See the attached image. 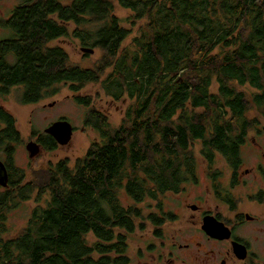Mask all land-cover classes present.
<instances>
[{
  "label": "trees",
  "instance_id": "trees-1",
  "mask_svg": "<svg viewBox=\"0 0 264 264\" xmlns=\"http://www.w3.org/2000/svg\"><path fill=\"white\" fill-rule=\"evenodd\" d=\"M115 4L132 13L131 26L144 23L131 46ZM0 27L11 32L0 43V98L15 89L22 104H37L58 85L79 92L112 70L104 92L133 103L116 129L90 110L86 126L100 140L74 168L60 162L38 169L36 181L13 165V145L23 141L0 105V154L10 177L0 187V264H132L129 237L146 221H173L140 205L181 192L196 174L197 143L210 165L217 154L237 165L257 128L249 104L264 117V0H23ZM57 40H77L103 58L93 69L73 66L52 45ZM237 86L257 93L250 101ZM33 135L46 152L59 146L50 135ZM123 193L133 205L122 204ZM33 198L38 206L13 236L9 215Z\"/></svg>",
  "mask_w": 264,
  "mask_h": 264
},
{
  "label": "rangeland",
  "instance_id": "rangeland-1",
  "mask_svg": "<svg viewBox=\"0 0 264 264\" xmlns=\"http://www.w3.org/2000/svg\"><path fill=\"white\" fill-rule=\"evenodd\" d=\"M22 1L0 0V21L7 20L12 10ZM62 1L65 4L71 2V0ZM114 14L121 20V25L131 31L125 42L126 46H131L134 40L140 36L144 23L141 22L136 26H131L128 21L131 19L132 13L117 4H115ZM10 33L7 29L0 27V43L10 39ZM52 45L61 46L69 54L70 64L83 69L95 68L104 55L98 49H95L94 55H83L81 45L77 40H57ZM111 73L112 70L106 71L102 81ZM102 81L87 84L79 92L72 91L69 85H58L56 86L55 96L48 97L37 104H22L19 100V92L15 89L8 97L0 98V105L10 112L17 121V127L23 142L20 144L14 143L13 145V165L18 169L26 170L27 180L36 181L35 173L38 169H47L60 162H65L70 168H74L76 162L85 158L93 143L100 140L99 134L93 128L86 126L90 110L96 109L102 112L107 117L112 129L119 128L122 125L126 112L133 103L128 100L116 102L109 98L102 88ZM237 87L245 93L250 101L253 93H257L255 89L249 86L245 88ZM77 98L88 100L89 106L81 105ZM51 104H54V106L50 107ZM247 116L250 121L257 122V128L264 130V117L252 103L249 104ZM60 120L69 121L75 129L71 143L67 146L59 145L53 151H44L35 160H31L26 145L37 141L33 132L45 134L47 128ZM257 130L250 131L249 140L256 135ZM259 138L262 142L264 137ZM244 149L246 150L241 151L239 160L245 162V167L248 168L257 165L255 162L258 159V153L253 151V144L248 142ZM200 150L199 143L192 148L198 162L196 172L198 186L186 184L182 186L183 189L179 193H168L157 200L149 198L144 204L140 205L146 215L154 213L163 216L166 213V218H172L173 221H164L161 227L146 221L143 226L144 229L139 228L129 237V255L132 264H209V262L215 263L216 260H219L221 258L220 253L227 249L225 243L199 238V235L195 233V228L193 230L186 219L187 205L197 201L199 195H206L211 170L215 169L216 174L229 172L228 165L230 163L225 158L217 155L216 162L212 166L203 161ZM260 158L264 164L262 154H260ZM0 159L8 163V157L5 154H0ZM31 167L34 168L33 171H31ZM206 196L209 199V195ZM46 199H49V196L43 198V200ZM121 202L125 207L134 204L126 193L121 196ZM37 206V198H33L9 215V225L13 236L19 234L27 226L32 212ZM158 234L161 239L158 238ZM241 235L251 243V249L264 253L263 231L252 232L247 229ZM89 239L91 243L95 241L93 236H90ZM175 244L177 245L175 246ZM186 245H190V249H187ZM180 246L183 248L180 249Z\"/></svg>",
  "mask_w": 264,
  "mask_h": 264
},
{
  "label": "flooded vegetation",
  "instance_id": "flooded-vegetation-1",
  "mask_svg": "<svg viewBox=\"0 0 264 264\" xmlns=\"http://www.w3.org/2000/svg\"><path fill=\"white\" fill-rule=\"evenodd\" d=\"M80 47L85 46L81 45ZM256 129H258L257 133L251 140L248 139L249 135L247 136L245 144L241 146V151H245L247 143L251 142L253 151L258 153V159L255 162L257 165L250 168L245 167V162L241 159L237 165H233L223 155L217 154L230 163L228 165L229 172L215 173L212 166L216 162V155L212 166H210L214 170H211V175H209L210 183L206 192L209 199L202 194L197 197V201L187 205L186 219L191 228L193 230L195 228V233L199 235V238L227 245V249L220 253L221 258L215 263L209 262V264H264V253L251 249V243L241 235L247 229L252 232H264V164L260 158V154L264 158V138L262 142L259 138L264 137V130L259 127ZM203 161L209 164L205 157H203ZM195 170V172L198 170L197 160ZM198 183V177L195 174L189 182L183 185L198 186ZM209 218H214L225 228H228L232 235L231 239L211 238L203 230L204 221ZM234 244L247 247L246 259L238 258L234 251ZM186 248L190 249V245H186Z\"/></svg>",
  "mask_w": 264,
  "mask_h": 264
},
{
  "label": "water",
  "instance_id": "water-1",
  "mask_svg": "<svg viewBox=\"0 0 264 264\" xmlns=\"http://www.w3.org/2000/svg\"><path fill=\"white\" fill-rule=\"evenodd\" d=\"M81 53L83 55H94L95 49L90 47H82ZM51 104L50 107H53ZM74 127L67 120H60L52 124L49 128L45 130V134L52 136L58 143V145L67 146L71 143L74 135ZM26 149L29 153V158L35 160L40 154L45 150L41 144L36 142H30L26 145ZM10 185L9 171L6 163L0 159V187L8 188ZM203 230L210 235L211 238L218 240L231 239L232 235L228 228H225L223 224L217 222L214 218H209L204 221ZM235 254L241 260L246 259L248 250L247 247L234 244Z\"/></svg>",
  "mask_w": 264,
  "mask_h": 264
}]
</instances>
